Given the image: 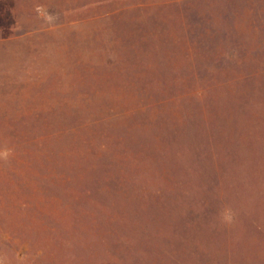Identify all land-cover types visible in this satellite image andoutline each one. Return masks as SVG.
<instances>
[{
	"label": "rangeland",
	"instance_id": "1",
	"mask_svg": "<svg viewBox=\"0 0 264 264\" xmlns=\"http://www.w3.org/2000/svg\"><path fill=\"white\" fill-rule=\"evenodd\" d=\"M137 27L149 36L147 50L135 45L143 59L131 62L143 74L130 76L127 59L105 46ZM133 90L184 96L225 122L224 139L209 146L210 160L222 166L213 238L220 251L191 255L190 264H264V235H253L264 233V219L248 220L251 233L238 219L240 162L264 192V127L238 133V102L254 115L264 111V0H0V264L155 258L134 224L100 202V174L119 169L105 163L112 149L85 153L55 112L125 106ZM119 152L125 165L136 149ZM246 210L255 211L250 201Z\"/></svg>",
	"mask_w": 264,
	"mask_h": 264
},
{
	"label": "trees",
	"instance_id": "2",
	"mask_svg": "<svg viewBox=\"0 0 264 264\" xmlns=\"http://www.w3.org/2000/svg\"><path fill=\"white\" fill-rule=\"evenodd\" d=\"M190 16L188 25L192 28L195 22ZM112 19L110 22L119 20L120 16ZM137 19H132L135 27L139 24ZM149 19L156 23L152 14ZM134 30L135 33L128 35L116 31L115 34L120 33L117 34L120 42H111L105 47L118 49L117 55L127 59L130 76H141V65L131 62L143 59L144 54L135 45L142 44L147 50L144 43L149 35L139 32L138 27ZM86 96L91 95L85 94L83 100ZM128 101L125 106L97 112L85 111L90 108L87 106L81 112L77 108L55 111L64 119L66 116V134H74L85 153L104 154L112 149L105 163L119 169H107L100 174H105L100 202L116 207L125 220L123 223L134 224L132 232L137 240L146 242L149 255L155 256L146 259L145 264H190L191 255L220 251L213 238L218 234L223 209L217 187L222 166L210 160L209 146L224 139L225 122L221 116L213 117L204 108L191 106L178 94L156 96L133 90ZM258 127H264V111L254 115L238 102V133L251 134ZM90 140L91 148L88 147ZM131 146L136 149L134 158L119 165V150H128ZM238 187L243 191L238 219L244 230L251 233L248 220L264 219V192L258 187L256 176L242 162L238 164ZM248 201L255 208L254 212L246 210ZM117 219L120 220L119 216ZM159 239L158 256L155 245ZM118 256L121 257V253ZM186 256L189 257L185 260ZM135 259L138 261L140 256Z\"/></svg>",
	"mask_w": 264,
	"mask_h": 264
}]
</instances>
